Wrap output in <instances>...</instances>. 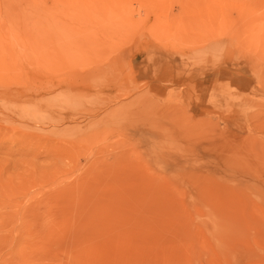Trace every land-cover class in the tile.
Returning a JSON list of instances; mask_svg holds the SVG:
<instances>
[{"label":"rangeland","instance_id":"1","mask_svg":"<svg viewBox=\"0 0 264 264\" xmlns=\"http://www.w3.org/2000/svg\"><path fill=\"white\" fill-rule=\"evenodd\" d=\"M0 264H264V0H0Z\"/></svg>","mask_w":264,"mask_h":264},{"label":"bare ground","instance_id":"2","mask_svg":"<svg viewBox=\"0 0 264 264\" xmlns=\"http://www.w3.org/2000/svg\"><path fill=\"white\" fill-rule=\"evenodd\" d=\"M128 17V16H127ZM129 19V18H128ZM147 99V98H146ZM142 114V113H141ZM139 116V115H138ZM141 116V115H140ZM134 119H135V117H134Z\"/></svg>","mask_w":264,"mask_h":264}]
</instances>
